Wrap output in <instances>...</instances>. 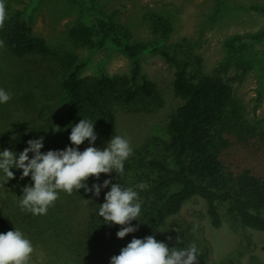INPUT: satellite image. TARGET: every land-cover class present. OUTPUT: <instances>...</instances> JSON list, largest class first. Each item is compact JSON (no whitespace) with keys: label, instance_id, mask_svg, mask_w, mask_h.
<instances>
[{"label":"rangeland","instance_id":"rangeland-1","mask_svg":"<svg viewBox=\"0 0 264 264\" xmlns=\"http://www.w3.org/2000/svg\"><path fill=\"white\" fill-rule=\"evenodd\" d=\"M10 4L23 12L32 32L46 40L51 57L31 63L9 56L0 47V89L11 94L7 103L0 104V152L8 149L18 156L28 146L27 141L40 137L44 138L42 153L72 146L61 131L52 130L56 125L55 110L63 99L57 55L75 52L87 63L84 75L129 72L132 60L120 50L111 47L96 50L84 37L69 34L72 27L89 24L96 13L128 28L132 41L167 46L187 39L201 57L205 74L225 64L224 77L232 79L233 103L241 128L240 135L231 134L226 160L232 167H247L264 178V36L254 39L264 28V0H11ZM157 17L169 22L171 33L167 40L150 34V24ZM139 66L141 75L156 84L162 103L153 107L134 102L116 109V128L111 138L114 135L127 138L133 151L143 144L153 147L168 138L169 118L181 102L172 90L173 66L159 54L141 56ZM107 142L94 147L103 150ZM84 149L78 146V150ZM10 170L15 178L6 184L0 171V216L8 215V220L15 214L25 220L22 226L8 220L7 227L0 228V234L20 230L34 247L31 264H78L66 237L83 228V221L96 202H84L60 191L54 205L67 215L64 221L68 227L64 230L54 217V205L45 215L22 210L23 188L33 182L30 175L21 179L22 170ZM113 176L114 172L103 174V179L111 181ZM102 192L105 193V188ZM103 194L97 200H102ZM219 209L226 213L224 205ZM175 220L198 227L192 229V238L207 251L211 264H264V234L249 231L232 234L225 225L212 227L205 203L200 199L187 202ZM74 250L79 251L75 245ZM239 251L243 252L242 258ZM79 264H90L89 259L82 257Z\"/></svg>","mask_w":264,"mask_h":264},{"label":"trees","instance_id":"trees-1","mask_svg":"<svg viewBox=\"0 0 264 264\" xmlns=\"http://www.w3.org/2000/svg\"><path fill=\"white\" fill-rule=\"evenodd\" d=\"M10 1L6 0L5 4L8 19L0 29V41L4 42L6 53L31 63L50 59L51 51L46 40L32 32L23 12L11 6ZM170 33L171 27L165 18L157 17L151 22L150 34L155 38L167 40ZM69 34L84 37L86 43L96 50L106 47L120 50L132 60V67L124 74L108 76L99 72L90 76L83 74L87 63L81 61L75 52L56 56L63 99L55 110L54 119L68 139L71 127L80 119H88L94 122L97 134L92 146L101 145L114 133L118 107L134 102L161 106L156 84L140 73L139 60L143 55L159 54L174 67L172 90L181 100L169 118L168 138L153 147L143 144L136 148L125 161L124 172L118 175L114 172L111 180L122 188L131 187L138 191L141 214L138 221L131 222L138 226V230L123 239L117 238L120 226L105 223L98 214L104 198L97 200L99 196L92 192L74 190L72 196L76 199L96 203L83 221V228L66 237V244L74 253L72 257L79 263L83 257L89 259L90 264H110V258L119 255L131 239H143L149 235L169 248H187L195 243L191 231L198 230V227L180 224L175 216L193 199L204 201L206 216L214 228L225 225L232 234L240 231L264 234V178L247 167H232L226 160L232 132L241 134L238 111L233 103L232 79L224 77L226 65L205 74L201 69V57L187 39L182 38L167 46L132 41L128 28L96 13L89 24L74 26ZM263 36L264 28L254 39ZM89 146L87 140L80 145L83 148ZM103 181L101 174L98 180L90 177L86 183L91 188L93 184H103ZM140 183H146L147 189L136 188ZM110 187H105L104 194L102 188L100 195L102 193L104 197ZM221 205L226 207L225 214L220 212ZM54 207L58 226L65 230L67 215L57 204ZM14 215L8 220L22 226L25 217L19 219ZM7 216H0L1 229L7 227ZM177 236L181 239L180 244H177ZM195 244L199 264H211L207 251ZM239 256L243 257L242 251Z\"/></svg>","mask_w":264,"mask_h":264},{"label":"clouds","instance_id":"clouds-1","mask_svg":"<svg viewBox=\"0 0 264 264\" xmlns=\"http://www.w3.org/2000/svg\"><path fill=\"white\" fill-rule=\"evenodd\" d=\"M8 13L4 0H0V29L5 25ZM4 42L0 41V47ZM11 94L0 89V104L7 103ZM53 132L62 131L59 126L52 128ZM43 137L27 141V147L17 156L5 149L0 152V171L4 174L3 184L14 179L10 169H20L21 179L31 176L32 185L23 188L20 206L22 210L33 215H45L50 206L58 199V193L63 191L71 195L73 191L84 189L96 197L102 188L110 187L104 196V203L99 207V216L105 223L120 226L116 236L123 239L128 234L138 230L132 221H138L141 214V201L138 191L133 188H122L119 183H111L106 179L103 184H93L88 187L86 181L91 178L99 179L101 174L124 172V163L132 155L130 141L114 135L100 150L92 146L97 139L94 122L88 119L80 121L71 127L69 140L71 147L63 150H48L42 153ZM88 141L89 147L83 151L78 146ZM29 153H32L31 158ZM146 183L136 185L140 190L147 189ZM195 230V229H194ZM168 239H171L169 237ZM177 244L181 239L177 236ZM34 247L20 230L0 234V264H31ZM197 245L192 243L187 248H169L164 242L157 241L153 235L143 239L133 238L123 247L119 255L110 258V264H199Z\"/></svg>","mask_w":264,"mask_h":264}]
</instances>
